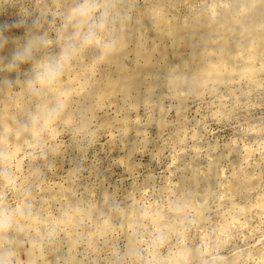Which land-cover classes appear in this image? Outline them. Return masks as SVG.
<instances>
[{"label": "rangeland", "instance_id": "rangeland-1", "mask_svg": "<svg viewBox=\"0 0 264 264\" xmlns=\"http://www.w3.org/2000/svg\"><path fill=\"white\" fill-rule=\"evenodd\" d=\"M83 2L0 0V264H264V0Z\"/></svg>", "mask_w": 264, "mask_h": 264}, {"label": "clouds", "instance_id": "clouds-1", "mask_svg": "<svg viewBox=\"0 0 264 264\" xmlns=\"http://www.w3.org/2000/svg\"><path fill=\"white\" fill-rule=\"evenodd\" d=\"M91 11H92V9H91V5L89 3V0H84V2L78 6L76 13L78 16L85 17V16H89ZM44 67H45V71L43 73L37 74V79L41 83L47 82L48 75L50 73V68H48V66H44ZM10 226H11L10 215H7V214L3 213L2 211H0V231H3ZM3 264H10V262L5 261V262H3Z\"/></svg>", "mask_w": 264, "mask_h": 264}, {"label": "bare ground", "instance_id": "bare-ground-1", "mask_svg": "<svg viewBox=\"0 0 264 264\" xmlns=\"http://www.w3.org/2000/svg\"><path fill=\"white\" fill-rule=\"evenodd\" d=\"M237 71V70H236ZM227 72V71H226ZM230 72H232V71H230ZM235 72V71H234ZM168 73V72H167ZM219 74V73H218ZM223 74V73H222ZM221 74V75H222ZM226 74V73H225ZM225 74H223V76L225 75ZM208 75V74H207ZM213 75V74H212ZM197 76V75H196ZM216 77H217V75H215ZM202 77V76H201ZM201 77H198V79H200ZM209 77H210V75H209ZM208 76L206 77L207 79L209 78ZM215 77V78H216ZM233 77V76H232ZM190 78V77H189ZM203 80H204V78H202ZM219 79H220V77H219ZM224 79H226V78H224ZM52 80V79H51ZM197 80V79H196ZM206 80V79H205ZM204 80V81H205ZM217 80V79H216ZM223 80V79H222ZM207 81V80H206ZM196 82H198V81H196ZM202 84V83H201ZM206 84V83H205ZM81 110V109H80ZM28 264H39V259H38V257L36 256V257H34V258H32L31 260H29V263Z\"/></svg>", "mask_w": 264, "mask_h": 264}]
</instances>
